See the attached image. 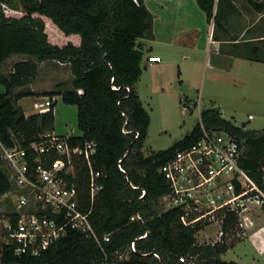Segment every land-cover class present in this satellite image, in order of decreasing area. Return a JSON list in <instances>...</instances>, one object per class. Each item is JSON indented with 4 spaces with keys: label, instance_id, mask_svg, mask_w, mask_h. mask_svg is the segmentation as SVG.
Segmentation results:
<instances>
[{
    "label": "trees",
    "instance_id": "16d2710c",
    "mask_svg": "<svg viewBox=\"0 0 264 264\" xmlns=\"http://www.w3.org/2000/svg\"><path fill=\"white\" fill-rule=\"evenodd\" d=\"M196 2L207 21L214 23V30L223 28L220 17L214 14L215 0ZM46 25L55 28L57 43L49 37ZM150 39L153 14L144 0H0V84L4 86L0 92V142L26 145L39 134L53 130L56 100L49 111L30 115L18 101L28 96L60 95L62 102L77 107L81 135L71 137V144L96 142L94 167L104 174V188L94 203L91 219L100 237L111 233L110 241L104 244L108 259L115 250L134 242L135 251L121 264H238L221 258L235 243L199 244L195 234L200 227L184 226L178 209L161 211L158 202L168 194L169 187L159 168L177 150L194 144L203 124L243 141L240 164L259 182V169L264 164V129L248 130L224 117L219 108L203 109L199 122L182 139L145 155L142 148L150 116L136 84L142 74L144 42ZM14 55L28 58L13 63L3 73V65ZM45 61L69 65L70 89L39 94L29 88L38 74V64ZM71 179L86 197V167L79 157ZM10 189L11 181L0 157V199ZM88 206L85 198L84 209ZM132 216L137 218L131 220ZM235 221L236 217L228 214L223 228L233 229ZM141 235L145 236L138 239ZM180 256H185L186 262H179ZM105 261L97 243L74 229H68L36 257L16 256L7 246L0 249V264Z\"/></svg>",
    "mask_w": 264,
    "mask_h": 264
},
{
    "label": "built area",
    "instance_id": "2783aa9c",
    "mask_svg": "<svg viewBox=\"0 0 264 264\" xmlns=\"http://www.w3.org/2000/svg\"><path fill=\"white\" fill-rule=\"evenodd\" d=\"M148 60L159 61L160 57ZM53 101L44 97L42 104H35L37 112L49 111ZM200 128L201 135L194 144L177 150L159 168L169 187L161 199V211L178 209L184 226L200 227L195 234L196 239L201 234L199 244L227 242L234 232L246 236L251 215L264 209V164L258 182L240 164L244 150L241 139L220 128L207 129L203 124ZM71 137L48 130L26 145L0 142L2 165L11 181V189L2 196L7 205L0 211V249L7 246L16 256L36 257L68 229H74L97 243L106 256L104 264H121L135 251V243L115 250L108 259L104 244L110 241L111 233L100 237L92 224L93 206L104 188V174L94 167L96 142L72 145ZM78 157L86 167V197L71 179ZM118 167L124 171L120 164ZM144 195L142 191L141 197ZM228 214L236 221L233 229L226 231L223 226ZM209 225L216 226L213 233H206ZM179 262H186L185 256H180Z\"/></svg>",
    "mask_w": 264,
    "mask_h": 264
},
{
    "label": "rangeland",
    "instance_id": "374dc122",
    "mask_svg": "<svg viewBox=\"0 0 264 264\" xmlns=\"http://www.w3.org/2000/svg\"><path fill=\"white\" fill-rule=\"evenodd\" d=\"M45 29L57 43L55 28L46 25ZM155 50L159 51L157 48ZM160 54L163 57L162 64H149L144 68L146 61L142 59V74L136 84L137 93L150 116L148 135L142 148L145 155L164 150L182 139L199 122L203 109L219 108L224 117L233 119L245 129H264V66L255 68L244 61L235 66L233 73H229L207 68L203 55L196 59L195 64H187L180 60V54L170 63H165L166 57ZM23 58L24 55L12 56L3 65L2 72L8 71L12 60ZM38 65V74L29 85L30 89L40 94L71 88L69 65L54 66L49 62ZM3 91L4 86L0 84V92ZM53 99L56 100L53 131L59 135H81L77 127L76 105L65 104L60 95H55ZM34 101L43 100L39 96H28L21 98L18 105L32 113ZM34 108L36 110L37 106ZM6 205L4 197H1L0 211ZM158 207H161V201ZM215 229V225H209L205 231L213 233ZM196 241H203L201 234ZM227 242L237 244L221 256L223 260L238 264H264V213L255 232L248 231L246 236L234 232L229 235Z\"/></svg>",
    "mask_w": 264,
    "mask_h": 264
},
{
    "label": "crops",
    "instance_id": "0c3cea01",
    "mask_svg": "<svg viewBox=\"0 0 264 264\" xmlns=\"http://www.w3.org/2000/svg\"><path fill=\"white\" fill-rule=\"evenodd\" d=\"M144 3L153 14V39L144 42L145 49H148L147 52L144 51V68L149 64H162L163 57L160 52L167 59L165 63L173 62L180 54L182 62L195 64L196 59L203 55L207 68L229 73H233L235 66L244 61L252 64L250 66H264V0H215L214 14H217L223 23V28L216 30L214 23L207 21L205 12L196 0H144ZM212 34L214 39H211ZM152 56H158L160 60L150 62L148 58ZM256 57L259 60H253ZM26 58L28 57L24 56L22 60ZM15 62L17 61L12 60L9 63L10 68ZM47 62L54 66L68 65L54 61L41 64ZM262 68L264 72V67ZM69 78H72L71 72ZM31 90L34 91L33 88ZM39 97H42L43 101L32 103V113L26 112L19 105L26 115L38 111L34 108L35 104H42L46 96ZM263 213L264 209H257L251 215L247 232H255Z\"/></svg>",
    "mask_w": 264,
    "mask_h": 264
}]
</instances>
